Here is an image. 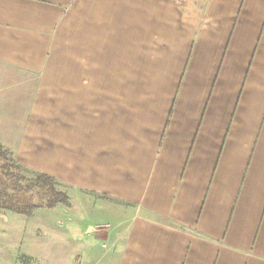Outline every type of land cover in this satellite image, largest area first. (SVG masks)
<instances>
[{
	"label": "crops",
	"instance_id": "crops-1",
	"mask_svg": "<svg viewBox=\"0 0 264 264\" xmlns=\"http://www.w3.org/2000/svg\"><path fill=\"white\" fill-rule=\"evenodd\" d=\"M198 1L0 0V144L70 199L47 263L264 264V0Z\"/></svg>",
	"mask_w": 264,
	"mask_h": 264
},
{
	"label": "rangeland",
	"instance_id": "rangeland-1",
	"mask_svg": "<svg viewBox=\"0 0 264 264\" xmlns=\"http://www.w3.org/2000/svg\"><path fill=\"white\" fill-rule=\"evenodd\" d=\"M203 1L204 0H199L195 6L192 7V10L188 11V17L195 23L199 22L201 19ZM8 150L13 156H7V160L16 161L14 152L11 149ZM20 167V174L27 180L26 182H22L24 185L28 184V180L35 179L36 172L22 165H20ZM54 184L58 191L66 194L62 185L56 183V181ZM39 210L50 209L34 210L37 211V213L33 214L34 217L32 218L25 216L31 215L34 211L24 216L10 211L0 210V213L6 212L0 214V264H33L30 259L31 255H33V257L39 256L37 258L40 264H49L46 262L48 252L43 247H41V249L38 248V245L39 247L45 246L47 249L48 244H44L43 242L46 243L56 236L60 238L61 230L66 221L63 217H57V214H50L46 211L38 213ZM56 220L59 222L56 223ZM36 242H39V244Z\"/></svg>",
	"mask_w": 264,
	"mask_h": 264
},
{
	"label": "trees",
	"instance_id": "trees-1",
	"mask_svg": "<svg viewBox=\"0 0 264 264\" xmlns=\"http://www.w3.org/2000/svg\"><path fill=\"white\" fill-rule=\"evenodd\" d=\"M13 154L0 144V210L29 215L38 209H54L58 204L70 206L65 193L55 188V180L50 176L37 173L34 180L20 174V165L7 160ZM33 191V192H32Z\"/></svg>",
	"mask_w": 264,
	"mask_h": 264
}]
</instances>
